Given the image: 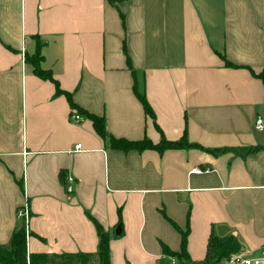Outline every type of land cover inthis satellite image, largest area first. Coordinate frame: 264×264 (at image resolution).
I'll list each match as a JSON object with an SVG mask.
<instances>
[{"label": "crops", "instance_id": "1", "mask_svg": "<svg viewBox=\"0 0 264 264\" xmlns=\"http://www.w3.org/2000/svg\"><path fill=\"white\" fill-rule=\"evenodd\" d=\"M263 77L264 0H0V244L27 205L28 254H95L97 223L110 264H172L183 231L193 261L213 235L259 256ZM85 112L117 139L197 146L114 149Z\"/></svg>", "mask_w": 264, "mask_h": 264}, {"label": "trees", "instance_id": "2", "mask_svg": "<svg viewBox=\"0 0 264 264\" xmlns=\"http://www.w3.org/2000/svg\"><path fill=\"white\" fill-rule=\"evenodd\" d=\"M33 58V59H32ZM31 58V63L33 64L34 73L42 78L49 79L55 84V90L57 95L64 94L67 96L70 105L73 107V102L71 95L69 93L60 90L57 81H55L50 72L43 70L39 66L40 56L39 54ZM264 79V77H263ZM138 98L144 108V112L149 117H153V110L149 107L147 100L143 94L138 93ZM86 116L91 120L94 130L100 136V138L107 140L111 148L118 150H143V149H154L158 152H163L167 148H188L195 147L197 144H191L187 141L186 136L180 138L178 141H169L162 138V140L155 144L149 139L145 138L143 140L129 141L127 139H117L112 136L106 135L104 118L97 116L95 114H90L85 112ZM260 147H255L254 149H249V152H254L260 150ZM229 150L224 148L223 150H216L219 152H225ZM60 178L63 179V174L60 175ZM97 227V236H98V247L95 254H85V253H61V254H28L26 249V236L24 228L20 225L13 233L11 234L9 240V246L4 247L0 244V264H110V255H109V235L104 231L102 226L96 223ZM181 248L178 252L168 251L166 248H163V252L169 257L172 256L175 259V264H223L224 261L232 253L238 252L239 246L236 238L234 236H227L225 238H220L216 236H210L206 245V255L205 258L199 261H193L190 258L189 253L186 250V231L181 233Z\"/></svg>", "mask_w": 264, "mask_h": 264}, {"label": "built area", "instance_id": "3", "mask_svg": "<svg viewBox=\"0 0 264 264\" xmlns=\"http://www.w3.org/2000/svg\"><path fill=\"white\" fill-rule=\"evenodd\" d=\"M70 120L73 122H78L80 120L79 114L71 113L70 114ZM254 121V128L259 131L264 133V117L261 116H256ZM81 148V144L78 143L74 147V151H79ZM209 170H201L200 168L196 167L191 169L190 173H199V172H208ZM66 192L71 193L72 188L70 186L66 187ZM18 219L20 220V225L22 228H24L25 236L28 235L29 233V228H28V223L30 220V214H29V209L27 205L22 206L19 208L16 212ZM261 253L259 256L252 258L245 256L244 254L240 252H235L232 253L231 255L228 256V258L224 261L225 264H264V248L261 249ZM172 264H175V259H172L171 261Z\"/></svg>", "mask_w": 264, "mask_h": 264}, {"label": "water", "instance_id": "4", "mask_svg": "<svg viewBox=\"0 0 264 264\" xmlns=\"http://www.w3.org/2000/svg\"><path fill=\"white\" fill-rule=\"evenodd\" d=\"M119 232H120V227H118V228L116 229L115 234H119Z\"/></svg>", "mask_w": 264, "mask_h": 264}]
</instances>
